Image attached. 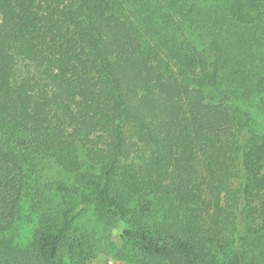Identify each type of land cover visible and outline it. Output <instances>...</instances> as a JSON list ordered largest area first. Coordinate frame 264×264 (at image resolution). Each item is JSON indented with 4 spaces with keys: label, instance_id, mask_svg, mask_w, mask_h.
Listing matches in <instances>:
<instances>
[{
    "label": "trees",
    "instance_id": "1",
    "mask_svg": "<svg viewBox=\"0 0 264 264\" xmlns=\"http://www.w3.org/2000/svg\"><path fill=\"white\" fill-rule=\"evenodd\" d=\"M118 226L131 264H264V0H0V264Z\"/></svg>",
    "mask_w": 264,
    "mask_h": 264
},
{
    "label": "rangeland",
    "instance_id": "2",
    "mask_svg": "<svg viewBox=\"0 0 264 264\" xmlns=\"http://www.w3.org/2000/svg\"><path fill=\"white\" fill-rule=\"evenodd\" d=\"M87 222L89 223L90 217H88ZM99 234L104 232L100 229ZM110 232V233H109ZM122 232V227L118 226L111 231L104 233V247L98 246L95 248L94 254L91 256H84L82 264H131L127 259H121L116 255L115 245L118 243V234ZM109 233L110 239L107 240L106 236Z\"/></svg>",
    "mask_w": 264,
    "mask_h": 264
}]
</instances>
